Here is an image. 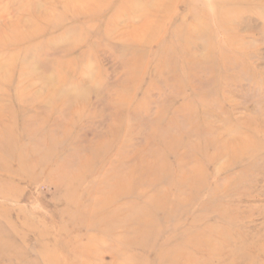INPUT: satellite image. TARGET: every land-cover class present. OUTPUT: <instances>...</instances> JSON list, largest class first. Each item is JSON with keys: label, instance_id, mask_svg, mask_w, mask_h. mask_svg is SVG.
Masks as SVG:
<instances>
[{"label": "rangeland", "instance_id": "rangeland-1", "mask_svg": "<svg viewBox=\"0 0 264 264\" xmlns=\"http://www.w3.org/2000/svg\"><path fill=\"white\" fill-rule=\"evenodd\" d=\"M101 1L0 0V264H264V0Z\"/></svg>", "mask_w": 264, "mask_h": 264}, {"label": "bare ground", "instance_id": "bare-ground-1", "mask_svg": "<svg viewBox=\"0 0 264 264\" xmlns=\"http://www.w3.org/2000/svg\"><path fill=\"white\" fill-rule=\"evenodd\" d=\"M76 1V0H75ZM101 1V0H100ZM155 1V0H154ZM74 2V1H73ZM102 2V1H101ZM133 2H135V1H133ZM132 3V2H131ZM130 3V4H131ZM140 3V2H139ZM151 3V2H150ZM163 3V2H162ZM145 5H146V3H145ZM154 5V4H153ZM135 6H136V4H135ZM136 7H138V6H136ZM150 8V7H149ZM131 9V8H130ZM143 10V9H142ZM151 10H152V8H151ZM155 10V9H154ZM137 11H140V9H138ZM136 11V12H137ZM34 21L37 23V24H45V25H49L50 24V22H51V16H49V15H40V14H36V16H35V18H34ZM33 23L34 22H32V23H30V21H26V23L23 25V26H26V27H28V29H30L31 28V26H32V28H34V25H33ZM20 25H18V27H19ZM34 29H37V28H34ZM32 30V33H34L33 31H35V30ZM2 33H1V35L3 36V37H5V38H7L8 36H11V35H9L8 34V32L6 31H1ZM26 32V31H25ZM6 35V36H5ZM30 32H28V33H22V34H20L19 36H22V41H24V39H28V38H26V36H29L30 37ZM2 67H0V69H1Z\"/></svg>", "mask_w": 264, "mask_h": 264}]
</instances>
